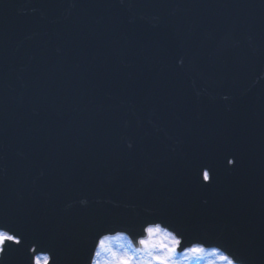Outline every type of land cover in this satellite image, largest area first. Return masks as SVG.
<instances>
[{
	"label": "water",
	"instance_id": "1",
	"mask_svg": "<svg viewBox=\"0 0 264 264\" xmlns=\"http://www.w3.org/2000/svg\"><path fill=\"white\" fill-rule=\"evenodd\" d=\"M100 200L264 264V0H0V218L54 256Z\"/></svg>",
	"mask_w": 264,
	"mask_h": 264
},
{
	"label": "snow or ice",
	"instance_id": "2",
	"mask_svg": "<svg viewBox=\"0 0 264 264\" xmlns=\"http://www.w3.org/2000/svg\"><path fill=\"white\" fill-rule=\"evenodd\" d=\"M229 163L235 164L236 162L232 160ZM203 178L205 181L210 180L208 170H203ZM164 223L165 221H149L142 225L143 232L147 235L146 237L142 236L138 240V244L147 247L145 242L150 240L153 233H158L174 242V246L170 245L172 248L170 258H177L178 255H181L183 259H190L195 262L203 260L206 257H214L220 264H240L235 254L223 245L209 248L206 246L208 241L200 238L197 234H188L187 230L176 228L173 231H169L167 228H162V224ZM169 227L172 226L169 225ZM126 239L127 237L123 232H117L115 236L100 235L94 243V248L89 257V264H107V262H111V264H135L138 248L133 247L131 240L127 241V247L123 250L120 248L118 251L113 248L114 243H119L121 240ZM182 241L189 243L190 246L184 247L181 254L178 253V248L182 246ZM129 248L132 249L131 258L124 254L129 251ZM6 249L23 252L26 256L27 264H50V260L52 259L51 248L46 247L29 234L18 230L11 226L9 222L0 218V256L6 254ZM156 255L163 256L159 252ZM156 264H164V261L157 260Z\"/></svg>",
	"mask_w": 264,
	"mask_h": 264
},
{
	"label": "clouds",
	"instance_id": "3",
	"mask_svg": "<svg viewBox=\"0 0 264 264\" xmlns=\"http://www.w3.org/2000/svg\"><path fill=\"white\" fill-rule=\"evenodd\" d=\"M145 244L147 247H145V245H140L141 247L138 248V258L135 260V264H156L157 260H163L164 264H182L180 260L170 258L172 251L170 245L174 246V242L170 241L166 236L153 233L150 240L146 241ZM126 247L127 245L119 243V248H121V250ZM157 252L162 253L163 256H157ZM124 254L131 258L130 251ZM107 264H111V262H107Z\"/></svg>",
	"mask_w": 264,
	"mask_h": 264
},
{
	"label": "rangeland",
	"instance_id": "4",
	"mask_svg": "<svg viewBox=\"0 0 264 264\" xmlns=\"http://www.w3.org/2000/svg\"><path fill=\"white\" fill-rule=\"evenodd\" d=\"M127 241H128L127 239L126 240H121L119 243H124L125 245H127ZM119 243H114L113 244L114 249H116L118 251L120 250ZM129 251L131 252L132 249L129 248ZM137 258H138V255H137ZM176 259L180 260L182 262V264H220V262L217 261L214 257H206L203 260L195 261V262H193L190 259H183L181 255H178Z\"/></svg>",
	"mask_w": 264,
	"mask_h": 264
}]
</instances>
